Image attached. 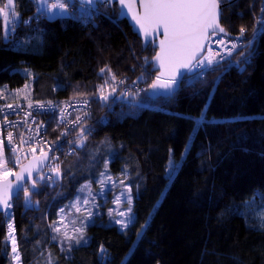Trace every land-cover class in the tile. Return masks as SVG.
Here are the masks:
<instances>
[{
  "label": "trees",
  "instance_id": "trees-1",
  "mask_svg": "<svg viewBox=\"0 0 264 264\" xmlns=\"http://www.w3.org/2000/svg\"><path fill=\"white\" fill-rule=\"evenodd\" d=\"M220 4L228 36L241 37L242 27L247 36L261 28L251 64L242 72L220 64L184 84L187 77L173 98L158 100L148 96L155 75L138 79L151 70L145 58L157 51L143 50L116 6L93 20H49L38 16L34 0H15L19 21L27 23H18L7 38L0 18V91L30 85L33 106L88 102L92 109L88 122L63 141L58 112L46 119V136L64 147L59 156L52 153L61 179L48 166L40 175L45 179L36 178L31 201L18 197L9 208L20 264H264V24L257 23L264 19V0ZM102 68L111 73L102 74ZM105 80V95L116 85L122 93L120 81L147 90L132 104H119L120 97L105 101L99 92ZM2 100L0 107H28ZM90 124L92 131L83 132ZM67 144L73 154L65 153ZM4 153L10 157L5 145ZM101 173L129 185L133 221L121 229L94 219L86 228L87 243L63 251L51 225ZM48 177L60 187L51 189ZM7 218H0V264H13Z\"/></svg>",
  "mask_w": 264,
  "mask_h": 264
},
{
  "label": "snow or ice",
  "instance_id": "snow-or-ice-1",
  "mask_svg": "<svg viewBox=\"0 0 264 264\" xmlns=\"http://www.w3.org/2000/svg\"><path fill=\"white\" fill-rule=\"evenodd\" d=\"M37 5L38 16L47 17H76L78 15L91 17L95 12L99 11L101 4L112 5L113 3H118L121 7V14L128 15L131 14V20L137 27L138 34H143L145 39V44L153 43L149 38L153 35H160L162 33L163 39L159 41V51L156 52L155 56L152 58L154 63L150 62L148 58H145V64L153 68L154 71L158 72L155 79L152 80L150 88L155 89H165L168 91L174 90L178 87L179 83L182 82L184 77V72L181 70H188L191 72L194 68H202L206 64L212 65L216 60L217 56L221 53L218 51H213L211 48V43H216L218 45H223L225 50L231 55V52L239 47L235 42H231V47L229 48L223 39L213 41V37L220 33L225 36L228 34L223 27L220 26V2L221 0H139V11L137 10V0H34ZM71 9V11H70ZM127 10L126 12L124 10ZM0 16L4 21V35L7 37L9 33L14 31V27L18 23H27V21H19L17 19V14L15 13V8L13 0H6V3L0 7ZM258 24H264V19L257 22ZM245 29L242 27L240 29V36L243 37ZM207 46L208 54L201 57L202 53ZM111 73V69H100L103 74L105 72ZM147 71V68L145 69ZM151 75V73H149ZM198 75H202L199 73ZM178 77L181 79L178 80ZM141 76L138 79H143ZM111 81L116 80L114 74L110 77ZM123 83V81H120ZM109 86V80H105L104 83L99 87L101 99L107 101L108 95H105V87ZM27 87V86H26ZM115 88L112 87V92ZM19 95V92L16 93ZM111 95V92L109 93ZM27 98V97H25ZM51 104V102H49ZM32 102L29 100L28 107L31 108ZM13 106L11 104L7 105V108L11 109ZM38 107H44V105H38ZM2 111V109H0ZM63 112V110H62ZM27 115H31L27 113ZM63 119V117H62ZM5 124L11 123L7 121L5 117ZM80 122V117L77 116L75 123ZM27 123V120H25ZM61 135H66V133H61ZM82 136V133H81ZM7 141L9 145L13 144V133L9 132L7 135ZM21 143H26L23 139ZM11 151L14 154V160L12 163L18 164L20 162V156L17 154V149L13 147ZM35 152V149H32ZM47 152L41 149V156L36 160L35 164H29L26 167H21L18 173L12 171L8 167L9 159L4 153V144L0 140V213H4L7 217V209L11 208L10 203L13 194L19 197V193L23 191L25 202L29 203L31 201V196L33 193L27 187H23L22 182L25 181V176L32 181L31 187H36V179L33 178V171H38L39 166L44 164V161L48 160ZM51 159H56L52 157ZM46 166V165H45ZM107 168V164L105 165ZM55 176L60 175V166L56 164L49 168ZM10 176L15 177V186L12 180L9 179ZM104 176V173H101ZM52 177H48L51 179ZM40 180H44V176L39 177ZM110 180L111 177H108ZM104 181L101 180L103 185ZM90 185H84L81 188H89ZM131 192V189H128ZM120 197H117L114 203L120 204ZM127 202L129 205L132 203L131 196L128 197ZM88 200H84L83 204H88ZM81 201H77L72 205L77 212L81 211L80 207ZM61 213L64 209L60 210ZM87 211V217L92 216L90 210ZM113 210L109 211V215L112 214ZM131 209L129 208V212ZM118 215L124 216V212H118ZM86 217V218H87ZM63 224V217L59 222H53L51 225L53 232L62 236L63 241H66L69 245V250H71L72 243L79 245L84 240L83 227L74 228L72 234L67 231V225L64 226L65 230L62 231L60 227L56 224ZM73 223H75L73 221ZM116 223H120L123 227H127V224L118 220ZM9 231L7 235V240L11 242L12 259L19 264L20 254L17 247L16 237L14 235L15 229L13 224L9 223L7 225ZM52 239H57V236H53ZM101 252H104L103 247H101Z\"/></svg>",
  "mask_w": 264,
  "mask_h": 264
},
{
  "label": "built area",
  "instance_id": "built-area-1",
  "mask_svg": "<svg viewBox=\"0 0 264 264\" xmlns=\"http://www.w3.org/2000/svg\"><path fill=\"white\" fill-rule=\"evenodd\" d=\"M260 36L261 28L250 36H247L245 31L243 37L239 38L218 34L217 36L213 37V41L223 39L229 48L231 47V42L237 43L239 47L234 49L231 52V55H229L223 45H218L214 42L211 43L210 46L213 51H218L221 53V55L216 57V60L212 65L206 64L202 68H194L188 73L186 78L190 77L192 73L196 72L197 70L199 71L200 69H202L204 72L212 71L214 66L216 67L222 64V62L226 59L234 58L236 55H239L242 50L250 47V52L247 55H241L232 63L233 68L242 72L247 65L251 64L255 51L257 50V45L259 44ZM207 54L208 52L206 49L205 55ZM188 83H191V81ZM120 88L122 93L132 92L137 94V97H121L118 102L119 104L132 103L135 100L140 101L142 100L141 96L143 92L146 91V87H142L139 84H130L129 86L125 82L120 83ZM9 104L13 106L11 109L7 108V105ZM0 109H2V111H0L2 138L7 151L10 153V157L8 158L10 161L8 167L11 168L13 172L29 158L41 155V149H43L44 152L51 153V158L52 153H56L58 155L59 152L62 153L64 151V147L62 148L57 143L51 142L46 136V119L48 120L49 114L58 112L60 115L61 124L65 126L62 133H66V135H62L60 141L67 140L66 138H68L74 132V129L80 127V124L88 122V117L92 115V109L88 102H73L62 108L57 105H49L42 108L36 105L29 108L24 106L22 103L15 102L7 103L1 106ZM27 113H30L31 115L26 116ZM77 116L80 117L79 123H75ZM5 117L7 118V121L11 123L5 124ZM25 120H27V123H25ZM103 121H107V118L104 117L102 119V122ZM92 125L93 124H90L88 127L83 128V132H91L93 128ZM9 132L13 133L12 145H9L7 141V135ZM22 139L26 141V143H21ZM13 147L17 149V154L20 156V162L18 164L11 162L14 160V154L11 151ZM32 149H35V152H33ZM73 152L74 149L72 144H67L65 153L69 155L73 154ZM55 160L56 159H51L48 166L52 167L56 164H59L61 167V164L59 162L57 163Z\"/></svg>",
  "mask_w": 264,
  "mask_h": 264
},
{
  "label": "rangeland",
  "instance_id": "rangeland-1",
  "mask_svg": "<svg viewBox=\"0 0 264 264\" xmlns=\"http://www.w3.org/2000/svg\"><path fill=\"white\" fill-rule=\"evenodd\" d=\"M4 3H6V0H3V4ZM13 4H14V8H15V0H13ZM105 6H106V8H100L99 11L94 13L90 18L93 20L96 18V16L109 15V13H108V7L109 6L108 7H107V5H105ZM0 7H2V6H0ZM70 11H71V9H70ZM15 13H16V10H15ZM79 16L80 15H78L76 17L79 18ZM82 17L83 18H89V17H85V16H82ZM0 18L2 19V16H0ZM47 18L49 20H53V19L64 18V17L59 16V17H47ZM17 19L19 20L18 14H17ZM3 23H4V21H3ZM234 61H235V59H233V58L226 59L222 62L221 65H226L227 67H232V63ZM221 65L216 66V67L214 66L212 71H216L219 68L223 67ZM209 72H211V71L204 72L202 69H200L199 71L197 70L196 72L192 73V75H190V77H188L187 83L184 82V84H188V82H190V81L193 82L194 80L197 81L196 80L197 77L201 76V75H198L199 73H202V77L205 78L206 75L209 74ZM149 73H151L153 76L155 75L149 69V70L143 72V75H142L144 77L143 79H145L147 76H149ZM152 75H150L148 78L151 79ZM130 83L131 84H139L140 86L144 87V84H141V83L136 82V81H130ZM119 87H120V84H119ZM30 89L31 88L29 85V86L25 87L23 90L15 91V92L9 91L8 89L1 90L0 91V98L3 99L2 101H7V102L20 101L23 103H29L30 99L28 98V96H29ZM145 90H147V88ZM17 92H19V95H16ZM109 93L110 92L108 91L107 95L109 97H112V101H117L118 97H120V98L125 97V96L126 97H129V96L137 97V94L132 93V92L120 93L117 85L115 86V91L114 92L111 91V95H109ZM2 97H4L5 99ZM25 97H27V98H25ZM141 98H142V96H141ZM135 99H137V98H135ZM16 171H17V169L14 172H16ZM55 177L58 180L61 179V175L55 176ZM108 177H111V179L109 180ZM47 180H49L48 183H49V185H50L49 187L51 189L55 190V189H57L58 186L60 187V185H61V184H59L60 181H56L55 179L54 180L47 179ZM101 180L104 181L103 185L101 184ZM87 185H90V187L84 188L83 191L80 190V192L77 195V197L75 198V200L73 202H71L67 207L63 208L64 212L63 213H61V211L59 212L57 222H59L63 217V224L57 223L56 224L57 227H60L61 230L64 231L65 230L64 226L67 225V231L69 232V234H72L74 228L83 227L84 240L88 241L87 235H86V228L90 223H93L96 219L98 221H105V220L110 221L111 224L117 225L121 229H126L132 223V221H133L132 211H133V206H134V194L132 193V190H131V192L128 191V189H131L128 184H126L125 182L117 181L115 178H113L109 174L104 173V176L103 177L101 176L97 180L96 184H94V185L87 184ZM27 188H29V190L31 192L34 191V188H32L30 185ZM129 196H131V199H132L131 205H129L127 202V199ZM117 197H120L121 202L119 205L114 203V201L116 200ZM24 199H25L24 193L22 192L19 195V198L17 199V201L22 202V200H24ZM77 199H79L81 201V204H80L81 211L80 212H77L76 209L74 207H72V205L77 201ZM84 200H88L89 203L83 204ZM129 208L131 209L130 212H129ZM11 210L8 212L7 225L9 223L12 224L11 213L13 211L11 212ZM85 210H90L92 212V216L87 217V211H85ZM110 210H113L111 215H109ZM118 212H124L125 215L120 216V215H118ZM118 220L124 221L127 224V227H123L120 223H116V221H118ZM73 221L75 223H73ZM8 231H9V229H8ZM14 235H15V233H14ZM53 236H57V239H55V240L53 239V240L55 243H57L60 246V248L63 251L71 252L74 248H76L80 244H84L83 241L79 245H77L73 242L71 250H69L68 243L66 241H63L62 236H59L57 233L53 232V230H52V237ZM9 245L11 246L10 241H9ZM13 264H17V262L13 260ZM19 264H20V262H19Z\"/></svg>",
  "mask_w": 264,
  "mask_h": 264
},
{
  "label": "water",
  "instance_id": "water-1",
  "mask_svg": "<svg viewBox=\"0 0 264 264\" xmlns=\"http://www.w3.org/2000/svg\"><path fill=\"white\" fill-rule=\"evenodd\" d=\"M100 6H105V5H104V4H101ZM107 6H108V5H107ZM114 6H116V7L118 8V11H119V19H120L121 21H126L127 24H128V26L131 28L132 33H133V34H134V35L140 40V42H141V44H142V47H143V50H146L149 46H152V47L158 52V51H159V41H160L161 39H163V35H162V33H161L160 35H153L152 37H150L149 39L152 40L153 43H149V44L146 45V44H145V39H144V37H143V34H138V32H137V27H138V26H135V25H134V22L131 20V14H128V15H126V16H125V15H122V14H121V7H120V5H119L118 3H113V4L110 5L109 7L112 8V7H114ZM223 7H224V6L220 4V9H219V11H220L219 23H220V26H221V27H222V13H223ZM137 10H138V11L140 10V9H139V0H137ZM124 11L126 12L127 10L125 9ZM220 34L224 35L223 33H220ZM206 49H207V46H206L205 50H204L202 53H200V56H201V57H203V56L205 55V53H206ZM150 62L154 63V61H152V59L150 60ZM147 66H149V65H147ZM181 71L184 72V77L182 78V82L179 83L178 87L174 88V90H172V91H168V90H165V89H155V90H153V89L149 88V91H148V96H149V98L152 99V100H158V99H171V98H173V97H174V96L180 91L181 86H182V84H183V82H184L186 76H187L188 73H189L188 70H184V69H182ZM151 72H152L153 74H155V76L158 75V72L154 71L152 67H151ZM180 79H181V78L178 77V80H180ZM47 154H48L49 159L46 160V161H44V164H43V165H40V166H39L38 171H33V178H34V179H36L38 176L42 175V174L45 172V170L47 169V167H48V165H49V163H50V160H51V153H47ZM40 156H41V155L33 156V157L29 158L28 160H26L24 163H22V164L19 166V168L17 169V171H16L15 173H18V172L20 171V168H21V167H26V166H28L30 163H31V164H35V163H36V160H37L38 158H40ZM45 165H46V166H45ZM9 179L13 181L14 186H15V183H16V181H15V177H14V176H10ZM31 183H32V181L29 180V179L27 178V176H25V181L22 182L23 187H26L28 184L31 185ZM22 192H23V191H21V192L19 193V195H20ZM15 199H17V196H16L15 193H14L13 196H12V199H11L10 203L12 204V202H13ZM8 211H9V209L6 210V212H8ZM3 215H5V214H4V213H0V218H1V216H3Z\"/></svg>",
  "mask_w": 264,
  "mask_h": 264
},
{
  "label": "bare ground",
  "instance_id": "bare-ground-1",
  "mask_svg": "<svg viewBox=\"0 0 264 264\" xmlns=\"http://www.w3.org/2000/svg\"><path fill=\"white\" fill-rule=\"evenodd\" d=\"M151 67V66H150Z\"/></svg>",
  "mask_w": 264,
  "mask_h": 264
}]
</instances>
